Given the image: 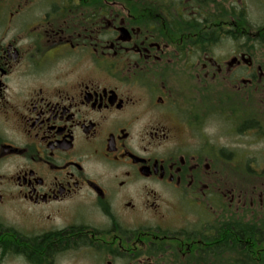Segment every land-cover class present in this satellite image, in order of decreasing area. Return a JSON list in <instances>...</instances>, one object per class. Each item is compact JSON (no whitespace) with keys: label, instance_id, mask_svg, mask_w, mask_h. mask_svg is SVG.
<instances>
[{"label":"flooded vegetation","instance_id":"obj_1","mask_svg":"<svg viewBox=\"0 0 264 264\" xmlns=\"http://www.w3.org/2000/svg\"><path fill=\"white\" fill-rule=\"evenodd\" d=\"M0 264H264V0H0Z\"/></svg>","mask_w":264,"mask_h":264},{"label":"rangeland","instance_id":"obj_2","mask_svg":"<svg viewBox=\"0 0 264 264\" xmlns=\"http://www.w3.org/2000/svg\"><path fill=\"white\" fill-rule=\"evenodd\" d=\"M258 146H259V145L255 144V147H258ZM230 259H231L230 257H227V258L224 259V261H226V260L229 261Z\"/></svg>","mask_w":264,"mask_h":264}]
</instances>
